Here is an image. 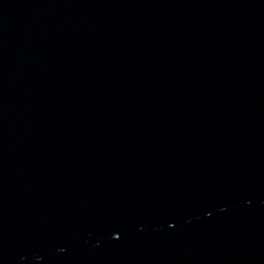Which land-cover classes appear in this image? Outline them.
<instances>
[{
  "label": "water",
  "instance_id": "obj_1",
  "mask_svg": "<svg viewBox=\"0 0 264 264\" xmlns=\"http://www.w3.org/2000/svg\"><path fill=\"white\" fill-rule=\"evenodd\" d=\"M0 264H264V0H0Z\"/></svg>",
  "mask_w": 264,
  "mask_h": 264
}]
</instances>
